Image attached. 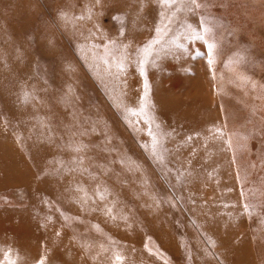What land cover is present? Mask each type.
Instances as JSON below:
<instances>
[{
    "label": "rangeland",
    "instance_id": "rangeland-1",
    "mask_svg": "<svg viewBox=\"0 0 264 264\" xmlns=\"http://www.w3.org/2000/svg\"><path fill=\"white\" fill-rule=\"evenodd\" d=\"M204 3L0 0V264H264V0Z\"/></svg>",
    "mask_w": 264,
    "mask_h": 264
},
{
    "label": "snow or ice",
    "instance_id": "snow-or-ice-1",
    "mask_svg": "<svg viewBox=\"0 0 264 264\" xmlns=\"http://www.w3.org/2000/svg\"><path fill=\"white\" fill-rule=\"evenodd\" d=\"M97 2H99V0H97ZM158 2L160 4H164V5H168V4L175 5L176 3H179L180 10L183 12H186V13H193L196 9H200V8L205 6L204 0H158ZM88 11H89V15H91V9H88ZM80 18L82 19L83 17H80ZM201 26L203 27V31L202 32L201 31H195V30L192 31L190 33L191 39L201 40V41L205 40L204 33L210 32L211 28L204 27L202 22H201ZM123 31H124L123 27H121L120 34H123ZM156 31L159 32L160 29L157 28ZM205 42L207 43V47H208V63H209V65H211L213 63V57H214V53H215V49H216L217 45L215 43H211V42H207V41H205ZM111 43H113V45L115 46L114 41ZM155 43H157V41H155V40L150 41L143 48V58L139 62L140 63V72L142 75H143V71H144L143 65L146 62H148V56L151 55V52H152V45ZM145 88H147V85H145ZM29 99H30V96H29V94L26 93L24 96V101L28 102ZM215 131H216V137H214V138L222 137V133H221L220 129H216ZM149 135L153 136V139H155L151 129H149ZM188 139H191V137H189ZM153 152L156 154V158L158 160L162 159L161 155L157 151L155 144L153 146ZM245 210H247V205H245ZM108 211H111V210L109 209ZM123 259L124 258L122 255H120L119 253H114L112 258H111V264H122Z\"/></svg>",
    "mask_w": 264,
    "mask_h": 264
},
{
    "label": "crops",
    "instance_id": "crops-1",
    "mask_svg": "<svg viewBox=\"0 0 264 264\" xmlns=\"http://www.w3.org/2000/svg\"><path fill=\"white\" fill-rule=\"evenodd\" d=\"M0 140H3V139H0ZM4 141V140H3ZM7 144H5V145H9V146H11V144L9 143V142H6ZM4 148V147H3Z\"/></svg>",
    "mask_w": 264,
    "mask_h": 264
}]
</instances>
